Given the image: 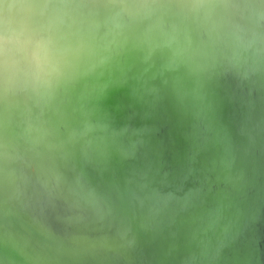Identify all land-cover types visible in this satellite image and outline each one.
I'll use <instances>...</instances> for the list:
<instances>
[{"label":"water","instance_id":"obj_1","mask_svg":"<svg viewBox=\"0 0 264 264\" xmlns=\"http://www.w3.org/2000/svg\"><path fill=\"white\" fill-rule=\"evenodd\" d=\"M0 264H264V0H0Z\"/></svg>","mask_w":264,"mask_h":264}]
</instances>
